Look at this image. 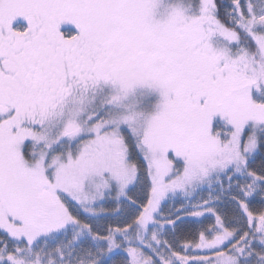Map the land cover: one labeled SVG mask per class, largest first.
<instances>
[{
    "label": "snow or ice",
    "instance_id": "obj_1",
    "mask_svg": "<svg viewBox=\"0 0 264 264\" xmlns=\"http://www.w3.org/2000/svg\"><path fill=\"white\" fill-rule=\"evenodd\" d=\"M0 264H264V0H0Z\"/></svg>",
    "mask_w": 264,
    "mask_h": 264
}]
</instances>
